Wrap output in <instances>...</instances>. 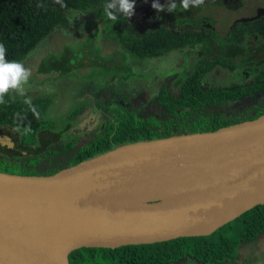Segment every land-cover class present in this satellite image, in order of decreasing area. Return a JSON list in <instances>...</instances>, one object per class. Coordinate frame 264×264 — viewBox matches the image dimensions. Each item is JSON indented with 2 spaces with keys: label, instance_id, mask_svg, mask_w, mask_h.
Listing matches in <instances>:
<instances>
[{
  "label": "water",
  "instance_id": "obj_1",
  "mask_svg": "<svg viewBox=\"0 0 264 264\" xmlns=\"http://www.w3.org/2000/svg\"><path fill=\"white\" fill-rule=\"evenodd\" d=\"M0 144L14 148L0 137ZM264 205V114L121 145L50 176L0 172V264L209 236Z\"/></svg>",
  "mask_w": 264,
  "mask_h": 264
},
{
  "label": "trees",
  "instance_id": "obj_2",
  "mask_svg": "<svg viewBox=\"0 0 264 264\" xmlns=\"http://www.w3.org/2000/svg\"><path fill=\"white\" fill-rule=\"evenodd\" d=\"M62 2L65 7L56 4L54 0H0V43L5 45L9 61L21 62L33 57L47 41L55 25L62 21L64 9L70 8L81 12L103 9L102 5L105 0H62ZM39 3L47 5L46 9L38 8ZM248 33L259 35L264 39V17L249 23H238L235 26L232 40L239 48L245 49L246 45L241 40ZM211 40V36L158 30L145 36H121L119 46L122 54L131 57L134 64L136 60H140L142 64L147 65L151 61L166 60L172 53H178ZM237 58L238 55H235L228 60L221 59L218 63L206 62L193 71L180 74L179 95L173 96L163 88L150 114H140L135 110H130L124 105L120 96L110 88L103 89L94 95L88 94L86 98L91 103L94 113L101 116L105 122L100 135L94 141L84 143L81 138L62 141L58 136L50 142L43 143L38 152L29 153L21 159L6 158L0 155L2 163L20 169L19 172L8 170H0V172L50 176L124 144L214 132L224 127L255 120L264 114V68L251 81L243 85L219 81L210 74L218 66L234 69L233 63H236ZM34 88L35 84L29 91H26L25 95L32 99V103L40 112L39 120L33 116L28 105L23 103L24 97L19 95H15L14 99L6 96L7 103L0 105V128L8 126L15 129L14 114L20 112L26 115L27 119L23 121L20 131L22 133L21 146L31 149L40 142L39 135L42 132L57 128L56 123L45 120L53 104L52 99L41 94L40 90L34 95L32 93ZM67 88L66 83L64 91ZM143 94H146L145 91ZM230 101L245 103L238 109H226L218 105L221 102ZM85 114L86 110L77 109L71 113L69 120L81 119ZM29 124L32 131L24 135L23 127ZM240 225L245 227L243 232L245 238L253 237L260 230L263 231L264 205L245 212L209 236L184 237L116 249L81 248L70 253L69 261L70 264H111L110 257L116 256L133 258L166 255L171 257L185 248L182 242L216 241L217 244L213 247L205 243L197 246L198 255L206 259L220 254L223 247L222 242L229 239H240V232H238ZM157 249L164 250L157 252ZM208 249L214 251L211 252ZM129 261L134 260L129 259ZM118 263L126 264L125 261Z\"/></svg>",
  "mask_w": 264,
  "mask_h": 264
},
{
  "label": "rangeland",
  "instance_id": "obj_3",
  "mask_svg": "<svg viewBox=\"0 0 264 264\" xmlns=\"http://www.w3.org/2000/svg\"><path fill=\"white\" fill-rule=\"evenodd\" d=\"M165 5L167 0H159ZM177 9L173 13L157 12L152 8L153 0H135V14L131 18L120 15L117 21L109 20L103 9L77 11L66 8L63 19L51 30L47 41L34 56L21 61L31 69L25 86L32 93L52 99V106L45 118L57 124L56 129H47L39 135L35 148L21 146L22 133L3 126L0 136L9 139L15 148L0 145L1 157L21 159L29 153L38 152L43 143L53 138L71 141L81 138L84 143L94 141L101 133L105 122L94 113L88 94H97L111 89L130 110L140 114L153 112L160 91L165 88L178 96L180 74L188 73L206 62L218 63L238 55L234 69L218 66L211 75L219 81L243 85L251 81L264 68V39L248 33L239 48L233 39L238 23H249L264 17V0H204L188 10L175 0ZM158 30L175 33H195L211 36L212 40L172 53L166 60H154L142 64L122 54L121 36H145ZM226 72V73H225ZM68 88L64 91V84ZM205 86V85H204ZM145 91V95L143 94ZM35 95V94H34ZM245 102H221L226 109H238ZM77 109L86 110L83 118L71 121L69 116ZM57 136V137H56ZM0 170L19 172L13 165L0 161Z\"/></svg>",
  "mask_w": 264,
  "mask_h": 264
},
{
  "label": "clouds",
  "instance_id": "obj_4",
  "mask_svg": "<svg viewBox=\"0 0 264 264\" xmlns=\"http://www.w3.org/2000/svg\"><path fill=\"white\" fill-rule=\"evenodd\" d=\"M56 4L61 7H65L62 0H54ZM147 2V0H145ZM204 3V0H181L180 7L184 10H188L190 6L197 7ZM38 8L46 9L47 5L43 3L37 4ZM104 15L112 21H117L120 15L131 18L135 12L136 7L135 0H105L102 5ZM152 8L159 12L173 13L177 9V3L175 0H167L165 5H161L159 0H153ZM31 76V69L25 67L22 62L9 61L7 59V49L3 43H0V105L6 104V96H11L13 99L15 95L24 97L23 103L28 105V109L33 116L39 120L40 112L37 107L32 103V99L25 95V86L29 82ZM26 115H22L20 112L14 114L13 123L16 124L14 129L17 132L21 131L23 121L26 120ZM32 131L31 125L23 127V134L27 135Z\"/></svg>",
  "mask_w": 264,
  "mask_h": 264
},
{
  "label": "flooded vegetation",
  "instance_id": "obj_5",
  "mask_svg": "<svg viewBox=\"0 0 264 264\" xmlns=\"http://www.w3.org/2000/svg\"><path fill=\"white\" fill-rule=\"evenodd\" d=\"M244 230L245 227L240 225L238 232H240L239 235L241 238L229 239L226 242H222L223 247L220 250V254L206 259H204L201 255H198L199 251L198 249L196 250L197 246L205 243L213 247L217 244L216 241L207 240L182 242L185 248L181 251H177L178 254L171 257L161 254L160 257L137 256L133 258H124L122 256H116L110 257V263L119 264V261H125L126 264H264V230H260L253 235V237L248 238H245V235L243 234ZM161 250L157 249V252H160ZM208 250L211 252L214 251L213 249ZM129 259L134 261H129Z\"/></svg>",
  "mask_w": 264,
  "mask_h": 264
},
{
  "label": "bare ground",
  "instance_id": "obj_6",
  "mask_svg": "<svg viewBox=\"0 0 264 264\" xmlns=\"http://www.w3.org/2000/svg\"><path fill=\"white\" fill-rule=\"evenodd\" d=\"M57 257L60 260L61 264H65L66 263L67 254H66L65 251H58L57 252Z\"/></svg>",
  "mask_w": 264,
  "mask_h": 264
}]
</instances>
